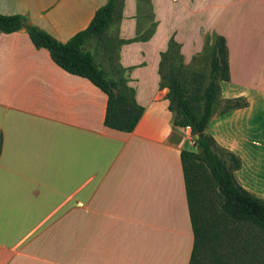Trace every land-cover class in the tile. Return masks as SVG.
Here are the masks:
<instances>
[{
    "label": "crops",
    "instance_id": "crops-1",
    "mask_svg": "<svg viewBox=\"0 0 264 264\" xmlns=\"http://www.w3.org/2000/svg\"><path fill=\"white\" fill-rule=\"evenodd\" d=\"M108 1L0 0V14L22 15L65 43ZM150 4L147 41L118 44L141 33L140 0H122L102 39L83 47L108 79L133 89L144 113L131 133L107 128L105 94L55 65L24 30L0 33V264L189 263L180 152L196 148L160 88L171 37L193 70L206 37L225 38L229 81L219 82L218 101L243 97L247 106L221 114L215 104L207 132L240 158L237 182L264 199V130L255 136L250 126L264 116V1Z\"/></svg>",
    "mask_w": 264,
    "mask_h": 264
},
{
    "label": "trees",
    "instance_id": "trees-1",
    "mask_svg": "<svg viewBox=\"0 0 264 264\" xmlns=\"http://www.w3.org/2000/svg\"><path fill=\"white\" fill-rule=\"evenodd\" d=\"M264 1V0H263ZM122 0H109L96 10L89 25L67 42L57 41L47 32L28 24L22 15L0 14V33L11 34L24 30L32 45L37 49H45L55 65L65 72L87 79L107 97L104 125L107 128L131 133L144 109L134 98V91L123 82H114L95 64L92 55L83 47L91 38L102 39L105 31L113 21L116 7ZM150 3V0H148ZM156 23L146 35L141 33L132 40L118 41V44L134 41H147L151 38ZM174 49L180 54V45L173 37L170 38L167 51L161 53L159 73L160 88H167L169 111L173 116L175 127L190 130L193 146L196 152L182 150L180 162L185 184L186 202L193 233V247L188 264H200L201 257L208 249L215 256L213 264H231L215 254L216 249L211 245L221 238L220 226L224 223H245L264 234V199L245 190L236 180L235 172L241 168V160L229 150L218 145L216 140L207 132V128L220 95L219 82L229 81L228 48L226 40L216 35L210 57V79L205 87L202 86L203 76L194 71L174 68L172 65L164 70V62L172 60ZM184 65V64H183ZM185 68V69H184ZM185 70V72H184ZM221 114L247 106L243 97L227 99ZM3 137L0 132V154ZM211 189L218 200L219 218L208 219L203 210L208 193ZM217 219H220L217 220Z\"/></svg>",
    "mask_w": 264,
    "mask_h": 264
},
{
    "label": "rangeland",
    "instance_id": "rangeland-1",
    "mask_svg": "<svg viewBox=\"0 0 264 264\" xmlns=\"http://www.w3.org/2000/svg\"><path fill=\"white\" fill-rule=\"evenodd\" d=\"M257 4L262 5L263 3L259 1ZM140 8V31L141 35L144 36L151 31L154 20L151 13V4L148 2V0H140ZM215 36L216 35L213 37L208 36L204 40L201 54L195 57V70L187 68L188 71L192 70L194 72L200 73L203 76V87L206 86L210 79V57ZM176 50L177 49H174L175 52L172 55V60H166L164 62V70H166L170 65H172L174 68L180 67V69H183V61L178 58ZM223 108L224 103L217 101L215 110L218 109V111H222ZM250 126L253 127L251 133L255 136H258V133L264 130V116H257L254 114L250 121ZM249 153L252 154L254 151L249 150ZM250 154H246L247 163H249V160L252 159ZM240 178L243 180L242 177ZM241 181L239 180L238 183H242ZM252 183L250 184L253 185L255 190H258L259 186L254 184V182ZM218 207L219 205L216 193H214V191L211 189V192L208 193V198L205 201L203 213L208 219L215 221L213 218H219ZM217 220L220 221V219ZM220 230L221 238L218 242L219 247H217L215 242L211 243V245L216 249L215 254L217 256L227 259L231 264H264V234L245 223H224L220 226ZM213 253L210 251V249L204 252L203 257L200 258V264H213V259L215 257Z\"/></svg>",
    "mask_w": 264,
    "mask_h": 264
}]
</instances>
